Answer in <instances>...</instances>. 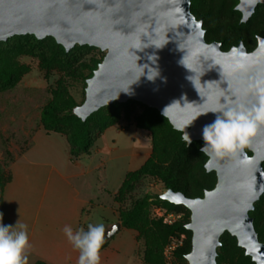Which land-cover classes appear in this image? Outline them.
<instances>
[{
  "label": "water",
  "instance_id": "obj_1",
  "mask_svg": "<svg viewBox=\"0 0 264 264\" xmlns=\"http://www.w3.org/2000/svg\"><path fill=\"white\" fill-rule=\"evenodd\" d=\"M257 4L264 2L237 0L241 22ZM23 34L51 36L66 51L76 44L105 51L86 79L83 101L73 108L81 120L114 101L131 99L157 109L178 131L187 125L184 131L191 141L203 143L202 128L215 118L207 110L225 97L250 105L254 98L244 89L264 74V36L257 37L251 50L244 43L241 48V41L222 50L219 41L205 40L202 19L190 10V0H0V42ZM263 163L260 126L238 156H207L204 166L215 172L216 183L202 196L188 197L170 188L160 193L190 212L185 224L191 231L188 264H217L225 231L255 264H264V241L249 215L264 191ZM120 226L112 224L104 231L106 237Z\"/></svg>",
  "mask_w": 264,
  "mask_h": 264
},
{
  "label": "trees",
  "instance_id": "obj_2",
  "mask_svg": "<svg viewBox=\"0 0 264 264\" xmlns=\"http://www.w3.org/2000/svg\"><path fill=\"white\" fill-rule=\"evenodd\" d=\"M236 3L237 0H232L230 5V11L236 14V19L231 25L234 31L231 34L212 31L214 25L210 24L208 20V11L203 7L202 0H190V10L196 18L203 19L202 26L205 30L206 41H219L222 50H227L242 41L247 50H251L257 44V37L264 36V19L261 20L259 27L250 28L245 34L242 33V29L249 26L259 7L264 10V5L257 4L251 17L246 22H241V14L235 9ZM25 36L35 41L38 40L32 34L14 35L7 40ZM5 41H1L0 45ZM58 47L60 54L70 56L74 48L89 47V45L76 44L69 51H66L60 44ZM102 58L103 56L92 57L81 65L82 68L88 70L87 74H81L85 84L86 79L92 75ZM55 60L56 58L51 56L46 65L51 66ZM21 72V66L15 61L0 56V86L2 88L14 85ZM52 94V98L40 110L39 121L46 132L53 131L65 135L69 145V157L72 160L82 154H88L102 132L117 122V112L110 111L111 109L118 106L128 109L130 103H137L143 108L141 113L135 117V126L138 129H145L149 133L151 153L140 167L126 173L114 194L115 202H121L128 194L136 190L144 177L156 179L163 184L165 190L170 188L180 191L188 197L202 196L204 190L215 185V172L205 169L207 156L199 151L203 142L193 140L188 146L187 142L182 139L181 131L174 129L168 119L157 109L131 99L122 103L114 101L94 111L83 121L73 113V108L77 103L62 82H58ZM247 152L251 153L249 150ZM9 180L10 175L0 167V195ZM152 206L161 207L167 211L181 212L182 217L167 224L163 222L162 217L150 216ZM249 215L253 218L259 240L264 241V191L260 198L254 202V208L249 211ZM189 216L190 212L185 206L173 204L160 198V193L149 191L133 201L128 209L119 211L121 225L137 230L139 237L144 241L143 261L145 264H168L164 258L163 250L170 237L182 239V244L174 252L173 263L188 264L185 255L191 249V231L185 227V224L189 221ZM219 240L220 245L216 255L217 264H255L251 257L245 254L244 249L238 246L236 238L227 231L221 234ZM105 245L106 241L101 248ZM32 264L47 263L37 259Z\"/></svg>",
  "mask_w": 264,
  "mask_h": 264
},
{
  "label": "rangeland",
  "instance_id": "obj_3",
  "mask_svg": "<svg viewBox=\"0 0 264 264\" xmlns=\"http://www.w3.org/2000/svg\"><path fill=\"white\" fill-rule=\"evenodd\" d=\"M202 2L203 7L208 11L210 24L214 25L212 31L233 33L234 29L231 25L236 19V14L230 11L232 0H202ZM263 19L264 10L259 7L255 18L247 28L242 29V33H247L250 28L259 27ZM202 22H204L203 19ZM104 54L105 51L89 46L76 47L70 56H63L59 53L58 44L50 36L37 41L27 36L15 37L0 45V56L15 61L22 68L21 75L14 85L8 88L0 86L1 168L5 170L8 162L28 147L30 136L34 131L44 130L39 121L40 110L52 98L53 89L58 82L66 86L77 104L83 101L86 84L81 74H87L88 70L81 65L92 57L100 58ZM51 56H54L56 60L51 66H47V60ZM142 109L139 104L130 103L128 109L118 106L110 110L117 112L118 120L106 131L107 138H117L119 147L122 149L120 151L128 153V170L140 167L146 158V151L151 148L149 133L145 129L140 131L132 127L135 126V117L141 113ZM51 132L53 131L46 133ZM92 147L94 148L95 145ZM33 152L39 153L40 149L37 148ZM132 153H140V155L132 158L134 155ZM148 191L162 193L165 189L160 181L144 177L136 190L128 194L121 202L115 204L108 193L100 196L99 204L86 207L83 218L87 225L102 224L105 231L112 224L120 222V210L128 209L133 201ZM156 208L155 206L150 208L151 217H159ZM104 241L106 245L102 248L110 247L112 253L109 261L107 260L108 264H145L143 261L145 244L137 230L121 225L111 238H107L104 233Z\"/></svg>",
  "mask_w": 264,
  "mask_h": 264
},
{
  "label": "crops",
  "instance_id": "obj_4",
  "mask_svg": "<svg viewBox=\"0 0 264 264\" xmlns=\"http://www.w3.org/2000/svg\"><path fill=\"white\" fill-rule=\"evenodd\" d=\"M113 126L102 132L88 154L75 160L69 157L65 135L38 129L31 134L28 147L6 165L10 180L0 195L1 222L28 226L31 247L25 264L37 259L47 264H77L79 252L63 228H85L86 207L99 204L105 193L116 204L114 194L126 173L135 169L128 170V153L120 151L117 138H107L106 131ZM37 148L40 152L34 153ZM148 149L144 161L151 153ZM132 154V158L140 155ZM111 254L110 247L100 249V264H108Z\"/></svg>",
  "mask_w": 264,
  "mask_h": 264
},
{
  "label": "clouds",
  "instance_id": "obj_5",
  "mask_svg": "<svg viewBox=\"0 0 264 264\" xmlns=\"http://www.w3.org/2000/svg\"><path fill=\"white\" fill-rule=\"evenodd\" d=\"M240 47H243L242 41ZM232 50H236L235 46ZM244 94L251 95L254 102L250 105L235 100L230 102L225 97L217 107L207 110L215 114V118L202 128L204 143L199 149L201 153L216 158L236 157L251 144L257 129L264 126V74L252 79L245 87ZM184 129H181L184 133L182 139L189 146L191 137ZM2 215L0 213V220ZM63 232L73 249L79 252L77 264H100V249L104 243L102 224L89 223L86 229L76 231L66 225ZM30 247L26 224L16 222L15 225H4L0 222V264H25L26 252Z\"/></svg>",
  "mask_w": 264,
  "mask_h": 264
},
{
  "label": "built area",
  "instance_id": "obj_6",
  "mask_svg": "<svg viewBox=\"0 0 264 264\" xmlns=\"http://www.w3.org/2000/svg\"><path fill=\"white\" fill-rule=\"evenodd\" d=\"M156 212L159 217L163 218V222L170 224L173 221L182 217L181 212L167 211L164 208L157 207ZM182 244V239L178 237H170L166 245L164 246L163 255L168 264H177L174 262V252Z\"/></svg>",
  "mask_w": 264,
  "mask_h": 264
}]
</instances>
